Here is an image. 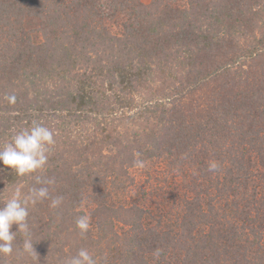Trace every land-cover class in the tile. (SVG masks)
Masks as SVG:
<instances>
[{
  "label": "trees",
  "instance_id": "obj_1",
  "mask_svg": "<svg viewBox=\"0 0 264 264\" xmlns=\"http://www.w3.org/2000/svg\"><path fill=\"white\" fill-rule=\"evenodd\" d=\"M33 121L55 143L0 165V208L49 196L0 264H264V0H0V145ZM153 172L154 207L132 194Z\"/></svg>",
  "mask_w": 264,
  "mask_h": 264
},
{
  "label": "clouds",
  "instance_id": "obj_2",
  "mask_svg": "<svg viewBox=\"0 0 264 264\" xmlns=\"http://www.w3.org/2000/svg\"><path fill=\"white\" fill-rule=\"evenodd\" d=\"M9 104H14L15 95L7 96ZM53 131L38 121H33L32 125L23 128L11 136L10 141L0 145V165L10 169L17 177H24L42 170L48 161V152L54 145ZM139 155V154H137ZM138 167L143 166V161L137 160ZM209 171L218 170V163H209ZM54 181L49 180L51 184ZM40 183V180H37ZM47 187L31 188L27 195H23L19 188L13 190L12 194L0 208V255L10 256L13 252V242L16 234L23 231L28 235L27 216L28 206L35 205L41 200L48 198ZM62 201L61 197H56L51 201V207H57ZM90 216H80L76 221V227L81 235H84L90 227ZM17 226V231L10 229ZM24 251L36 255L33 243L26 239L23 244ZM65 264H97V261L86 249H80L76 256L68 259Z\"/></svg>",
  "mask_w": 264,
  "mask_h": 264
},
{
  "label": "rangeland",
  "instance_id": "obj_3",
  "mask_svg": "<svg viewBox=\"0 0 264 264\" xmlns=\"http://www.w3.org/2000/svg\"><path fill=\"white\" fill-rule=\"evenodd\" d=\"M142 1L147 3L149 0H142ZM157 178H158V175L156 172L151 173V175H143L140 178H138V180L136 182L137 185H134L135 190H134V192H132V194L134 195V199H136V200L138 199V201H141V203H146L147 205H151L154 207L157 204L156 194L154 196H152V198H151V196L148 197L147 195H142V190L150 192L151 188L155 187V189H156L157 188L156 187ZM158 185H160L157 188L159 195H167L168 194L167 196H169L170 192L174 193V191L170 190V188L168 186H166V184L163 185V184H161V182H158ZM162 199H165V198H162ZM178 199H180V198H178ZM166 202H170L171 206H172V202L170 200H166ZM141 205H143V204H141ZM171 206H170V208H171Z\"/></svg>",
  "mask_w": 264,
  "mask_h": 264
}]
</instances>
